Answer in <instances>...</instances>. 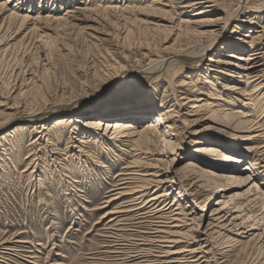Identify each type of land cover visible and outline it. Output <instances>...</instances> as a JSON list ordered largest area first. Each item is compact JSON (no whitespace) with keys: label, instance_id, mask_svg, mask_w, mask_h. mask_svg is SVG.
Wrapping results in <instances>:
<instances>
[{"label":"rangeland","instance_id":"1","mask_svg":"<svg viewBox=\"0 0 264 264\" xmlns=\"http://www.w3.org/2000/svg\"><path fill=\"white\" fill-rule=\"evenodd\" d=\"M4 2L0 242H10L0 246V264H178L177 259L183 264H264V148L258 153L247 149L264 144V137L255 142L237 137L248 134L240 132L246 127L241 111L261 123L264 136L259 115L264 97L258 100L259 91L244 84V74L253 70L263 76L254 83H264V0H248L252 8L228 26L218 43L199 50L204 53L200 60L170 61L164 68L160 63L166 58L219 37L240 0H213L205 17L193 15L196 10L190 8L175 13L168 0H0ZM25 13L30 17L23 22ZM202 18L213 23L196 25ZM251 48H258L257 58L244 64L227 56L233 51L241 59L250 57ZM206 70L219 94L235 84L250 93L255 104L250 112L241 103L196 107L210 90L201 75ZM182 82L186 85L176 86ZM176 95L184 105L171 106ZM199 97L203 100L195 101ZM189 98L194 100L187 102ZM144 100L154 102V111L140 114L148 118L137 122L138 132L161 112L164 125L113 145L112 138L122 137L112 129L104 133L101 123L114 112L127 121V108H140ZM90 109L96 114H88ZM71 116L80 122L68 123ZM58 118L64 121L55 124ZM86 118H94L98 130L87 128ZM97 133L109 143H101ZM212 145L221 152L202 150ZM238 153L245 155L238 161L225 156ZM188 159L198 166L185 167ZM130 171L155 172L156 180L167 182L159 188L147 185L140 200L131 202L134 196L124 195L107 203L123 181L116 175ZM132 177L131 185L140 181ZM157 190L168 195L155 208L139 210ZM172 202L170 209H158ZM118 208L126 212L114 221L101 218ZM173 215L182 222L172 230L196 248L194 256L187 251L163 256L167 244L159 237L149 240L151 230ZM129 255H136L131 257L135 260L128 261Z\"/></svg>","mask_w":264,"mask_h":264},{"label":"bare ground","instance_id":"2","mask_svg":"<svg viewBox=\"0 0 264 264\" xmlns=\"http://www.w3.org/2000/svg\"><path fill=\"white\" fill-rule=\"evenodd\" d=\"M247 1L248 0H240L239 6L236 9H234V11L232 13L227 14L226 20H225V24H223V26L220 27L221 31H223V32L219 35V37H216V39H213L210 43L206 42L203 45L199 44L195 48L191 47L193 49L185 50V51L181 52V54L179 53V55H173L171 58H166L164 61H162L160 63V65L164 68L168 64V62H170V61L174 62V61H181V60H185V59L189 60L190 57H191L190 59H194L195 61L200 60L202 58V56L204 55V53L202 52L200 54L198 51L199 50L205 51V50L209 49L211 46H214L216 43H218L217 41L220 40L221 36L224 35V32L226 31L228 26L231 25L232 23L237 22L239 16H241V15L243 16L248 11L249 8H252L251 6L250 7L247 6ZM168 3H169V7H171L173 12H175V13H176V11L186 12L187 11L186 9L190 8L191 9L190 11H195L196 10L193 13V15H195V16L196 15L204 16V14L210 12L209 10H213V6H214L213 0H168ZM0 9L1 10H5V2L4 3H0ZM9 15H10L11 18H13L15 16L13 14H9ZM29 17L30 16H28V14L25 13V15H23V17L21 19H22L23 22H26L27 20H29ZM34 20H36V19H34ZM215 20L217 22V21L220 20V18H217ZM197 22L198 23H195V24L199 25V26H205L208 23H213V22H210V20L206 19V18H204V19L202 18L200 20H197ZM257 50H258V48H255V49L251 48V50L248 53L250 55V57H244L243 59H241L240 55H235L233 51L228 53L227 56L229 58L234 57V58H236L238 60H243L245 62H240V63L244 64V63H246V61L253 60V59L257 58L256 57V55L258 54ZM222 62H224V61H222ZM170 64L171 63H169L168 66ZM157 65H158V63H157ZM152 68L153 67H151L149 69H152ZM242 68H245V69L249 70L251 67L243 66ZM150 71H148V72L151 73L152 71L151 72ZM258 73H260V72L259 71H254V70L246 72L244 74V77H245V80H244L245 83L244 84H245V86H249V87L251 86V88H252L250 90L251 92L252 91L253 92L259 91V92H257V97H258V100H259V98L264 97V92L261 93V91H260L261 88H263V84L264 83L263 84L260 83V82L254 83L255 81L260 80L261 77H263L261 74H258ZM228 74L233 75L232 73H228ZM197 75H198V73H196V76ZM201 75L202 76L205 75L204 79L202 78L203 79V83H205L207 85L208 89H210L205 94L206 98L204 100H203V98H200V97L199 98H194L195 101H197V102H200L201 100L204 101L203 104H201L199 106L196 105V107H200L201 110L202 109H206V108L216 107V106H218V107H222L224 105L233 106L234 104H237V103H241V105L245 106V109L247 108V110H248V108H251V107H253V105H255V104H252V102H251L252 99L249 97L250 93L246 92V90L244 88L242 89L240 86H238V84H235V86L230 88L228 90V92L225 91V93H223V94H222V92H220V94H219V92H218L219 89L215 87L216 83H215L214 76L209 74L208 70L204 71V73L201 74ZM252 83H254V84H252ZM185 85H186V83L182 82V83L177 84L176 86H181L182 87V86H185ZM193 87H194V85L191 88H193ZM186 91H187V93H188V91L191 92L189 94L192 95V92H195V89H192V91L186 89ZM230 92H233V94H231ZM234 95L237 96V97H235ZM177 96L178 95L173 97L174 103L171 106H173V105L180 106V105H184L185 104V103H181V100H179ZM180 99H182V98H180ZM194 99H190L189 98L187 102H190V101H192ZM245 99H247V100L245 101ZM209 100H211V101H209ZM223 102H225V103H223ZM262 105H264V104H262ZM135 107L136 106H133L132 108H130V107L127 108L126 114H128V117H125V118H127L126 119L127 121H123V119H121L123 117L122 116H118L120 114L119 112H114V113H111V115H107V118H109V119L105 120L104 122L101 123V126L104 128V133H106L108 131V129H112L113 130V131H111L112 133H115L117 135L119 134V136L122 137V138H118V139L112 138V142L111 143L113 145L119 146V144L121 145L122 143H124V141L126 140V139L123 140L124 137H129V136L132 137V136H135V135L141 136L142 132L144 134L148 133V132L149 133L150 132L151 133H153V132L155 133L162 126L161 124L164 125L165 122H164V118H163L162 115H165V113L161 112L159 115L156 116L155 119H150L149 121H146L143 124L142 131L138 132V124H137V122L139 120L144 119V118H148V115H146V117H142L140 114H144L143 112H148V114H149V112L154 111V102L151 101V100H144V102H143V104H142V106L140 108H135ZM226 109H229V108L225 107V110ZM147 110H150V111H147ZM209 110H211V109H209ZM230 110H232V109H230ZM168 111L169 110H167L166 112H168ZM248 111L250 112V110H248ZM91 112L94 113L96 111L95 110L93 111V109L88 110V114H90ZM235 112H238V111H235ZM260 112L261 113L259 115L264 117V109H261ZM238 113H240L239 115H241V117H246V119L243 121L246 124V127H245L244 130L241 129L242 131H240V132L248 133V134H245L243 137H242V135L241 136H237L238 138H245L246 140H251L252 142H255L256 140L258 141L261 137H264V136H262V132H263L262 131L263 130L262 129V125H261V123L259 121H253L252 122V119L247 118V116H251L250 114L243 115L244 113H242V111L238 112ZM94 114H96V113H94ZM30 116H25L24 118L25 119H32V117H30ZM36 117L38 119L40 118V116H36ZM110 118H115V119L112 120ZM166 118H167L166 120H169L171 117L168 115V117H166ZM67 119H68V121H67L68 123L71 122L73 124H76V123L80 122V117H76V116H71V117H68ZM62 121H64V120L58 118V119L54 120V123L55 124H61ZM84 123H87V125H89V126H87V128H89V129L96 127V129L98 130V128H99V127H97V125H96V123L94 121V118H93V120H92V118L91 119L90 118H88V119L86 118L84 120ZM181 124L183 125V127H185V125H186V123L183 122V121H181ZM158 125H159V128H158ZM128 129H134V131L127 132ZM167 134H169V133H167ZM119 136H117V137H119ZM98 138H99V141L101 143H106V142L109 141L108 137L106 138L101 133L98 134ZM110 139H111V137H110ZM115 146H113V147H115ZM262 148H264V144H262L261 146H258V147L247 146V149L250 152L251 151L254 152V150L257 152L258 150H260ZM219 149L220 148H218V146L212 145V146H209V147H204L202 150L205 151V152H209V153L221 152ZM235 154H237V153H235ZM238 154L239 155H233V156L225 154V156L227 158L232 159L233 161H238L239 160L238 157L241 158L242 156L243 157L245 156V155H242V153H238ZM196 166H198V164L195 161V159H188L187 163L185 164V167H187V168L196 167ZM140 171H143V170H140ZM145 171H148V170H145ZM141 173H143V172L130 171V172H126V173H118L116 175V177L123 176V178L119 179V180H123V181L117 184V185H119V187L117 186L114 189V190H116V192L113 194V196H110L106 202L111 204L113 201L121 199L124 195L132 196V197L134 196L133 198L131 197L132 199L130 198L132 200L131 202L136 201V200H140L143 197V195H144L143 192L145 191V189L150 188V187H146L147 185H150L151 187L155 186L156 188H159V187H163V184L165 182H167L166 179H165V181L156 180L155 176H157V175H155V172H152V173L144 172L143 174H141ZM132 176H136V178H134V179H139L140 180L137 183L135 182V185H131V183H133V181H131V182L129 181V180H131L133 178ZM147 176L148 177H152V178H147ZM160 191H162V190H160ZM163 191H166V190L163 189ZM158 192H159L158 190L154 191L153 194L149 198H147L144 201L142 200L143 203H141L142 201H140L139 203H141L142 205H140L137 208H139V210H144L145 208H149L150 209V207H154L155 208V205L158 202H160V199L164 198L166 195H168L167 192H159V193ZM174 200L175 199L173 198V201ZM174 204L175 203L172 202L171 204H169V206H164V207L158 208V209H161V210L167 209L168 210V209H170V206H172ZM136 205H138V203ZM137 208L130 209L129 211H133V210L135 211ZM175 208L178 209V207H175ZM123 210H125V209H123ZM123 210H120V209L119 210H109V211L106 210L107 212L104 213V215L101 218L104 219L107 216H109L110 219L108 221H114V219L117 217V214L122 213V212H126V211H123ZM177 214L179 215L180 213H177ZM178 215H173V216H175L174 218L172 216L165 218V219H167L166 221H163L165 224L158 225L153 230H151L150 233H152L151 235H154V236H151L149 238V240L150 241L159 240V239H155V238L159 237L160 238V240H159L160 242H165L167 244V245H164V246H166V249H163L161 251V252H163L162 253L163 256H167L168 257L171 254L172 255H181V253H184V251H187L188 254H190V255L192 254L191 256H194L195 255L194 252H197L196 248H194L191 245H189V243L185 244V243H187V241L184 240V236H182L179 233H177L176 231L172 230L173 228H175V226H179L178 224H181L180 222H182V220H180ZM168 219L170 221H168ZM9 242L10 241L2 240L0 242V246L6 245ZM129 257H130V259H127V260L131 262V261L135 260V258H131V257H136V255H129ZM177 261L180 262L178 264H183L180 261V259H177Z\"/></svg>","mask_w":264,"mask_h":264},{"label":"snow or ice","instance_id":"3","mask_svg":"<svg viewBox=\"0 0 264 264\" xmlns=\"http://www.w3.org/2000/svg\"><path fill=\"white\" fill-rule=\"evenodd\" d=\"M132 103H135L136 102V98L133 97L132 100H131Z\"/></svg>","mask_w":264,"mask_h":264}]
</instances>
